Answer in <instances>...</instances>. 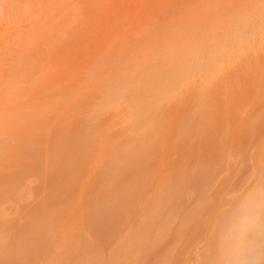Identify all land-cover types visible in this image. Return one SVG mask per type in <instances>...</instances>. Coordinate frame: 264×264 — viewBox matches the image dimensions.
<instances>
[{
    "label": "rangeland",
    "instance_id": "1",
    "mask_svg": "<svg viewBox=\"0 0 264 264\" xmlns=\"http://www.w3.org/2000/svg\"><path fill=\"white\" fill-rule=\"evenodd\" d=\"M151 1L99 0L67 60L37 74L36 103L55 128L50 171L41 138L29 137L35 203L0 240V264H160L159 216L178 144L207 130L213 106L241 83L247 100H260L249 85L264 83V0H182L142 12ZM45 9L37 12H48L51 37L58 11ZM66 69L63 111L41 85ZM256 120L264 140V117ZM29 193L17 195L26 202Z\"/></svg>",
    "mask_w": 264,
    "mask_h": 264
},
{
    "label": "bare ground",
    "instance_id": "2",
    "mask_svg": "<svg viewBox=\"0 0 264 264\" xmlns=\"http://www.w3.org/2000/svg\"><path fill=\"white\" fill-rule=\"evenodd\" d=\"M181 1L152 0L147 7L141 8H144L142 12L147 13L153 8L155 11H163L165 8H173ZM98 2L99 0H0L2 241L6 235L14 233L11 229L17 228L27 211L34 207L33 191L35 182L40 179L35 173L36 168L32 166L33 161L29 162L30 158L35 157L31 153H34L37 141L29 137L38 135L41 138L47 149L44 152L47 154V166H43L44 169H50L48 161L52 155L50 147L54 142L55 128L51 112L36 103L37 94L33 84L37 81V74L40 75L42 69H47L45 66H50V62L61 63L65 56L67 60L69 55L66 54L81 37L79 33L86 16L96 18ZM42 8L49 12L52 8L58 11L51 37L48 35L51 23L45 20L49 18L48 12H45L46 15L42 12L38 14V10ZM252 11L254 10H250ZM68 70L62 74H57L56 71L49 73L41 85L42 90L53 93L63 111L68 106L65 95L70 85ZM244 85L248 84L241 83L239 89L232 90L221 104L213 106V122L207 130L196 134L191 140L181 141L177 146L176 176L173 186L168 187L162 196L159 216L160 264H204L200 245L222 197L229 190L242 185L254 173L264 172V140L259 139L255 131L256 119L264 117V83L249 85H256L258 88L256 92L260 100L257 102L247 100L251 96L246 94L248 91L245 92ZM220 116L226 119V123L220 121ZM39 126L42 128H38ZM66 130L68 129L65 127L61 129L62 134L57 138L61 143ZM37 163L39 162L35 163L36 167L42 166H37ZM47 173L46 171L45 177L48 176ZM20 190L30 192L26 202H21L17 195Z\"/></svg>",
    "mask_w": 264,
    "mask_h": 264
},
{
    "label": "clouds",
    "instance_id": "3",
    "mask_svg": "<svg viewBox=\"0 0 264 264\" xmlns=\"http://www.w3.org/2000/svg\"><path fill=\"white\" fill-rule=\"evenodd\" d=\"M200 252L204 264H264V172L224 194Z\"/></svg>",
    "mask_w": 264,
    "mask_h": 264
}]
</instances>
